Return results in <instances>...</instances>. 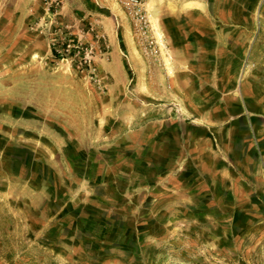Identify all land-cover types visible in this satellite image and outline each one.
<instances>
[{
	"label": "rangeland",
	"instance_id": "rangeland-1",
	"mask_svg": "<svg viewBox=\"0 0 264 264\" xmlns=\"http://www.w3.org/2000/svg\"><path fill=\"white\" fill-rule=\"evenodd\" d=\"M188 1L0 0V264H264V0Z\"/></svg>",
	"mask_w": 264,
	"mask_h": 264
},
{
	"label": "built area",
	"instance_id": "built-area-1",
	"mask_svg": "<svg viewBox=\"0 0 264 264\" xmlns=\"http://www.w3.org/2000/svg\"><path fill=\"white\" fill-rule=\"evenodd\" d=\"M122 4L129 8L133 17L141 18V12L144 7L143 0H120Z\"/></svg>",
	"mask_w": 264,
	"mask_h": 264
},
{
	"label": "crops",
	"instance_id": "crops-1",
	"mask_svg": "<svg viewBox=\"0 0 264 264\" xmlns=\"http://www.w3.org/2000/svg\"><path fill=\"white\" fill-rule=\"evenodd\" d=\"M189 1H190V0H189ZM189 1H188V2H189ZM178 5H181V3L179 2ZM192 7H193V6H192ZM177 8H184V7H183V6H179V7H177ZM189 8H191V7H189Z\"/></svg>",
	"mask_w": 264,
	"mask_h": 264
},
{
	"label": "trees",
	"instance_id": "trees-1",
	"mask_svg": "<svg viewBox=\"0 0 264 264\" xmlns=\"http://www.w3.org/2000/svg\"><path fill=\"white\" fill-rule=\"evenodd\" d=\"M53 52L56 53V49L55 48H53Z\"/></svg>",
	"mask_w": 264,
	"mask_h": 264
}]
</instances>
